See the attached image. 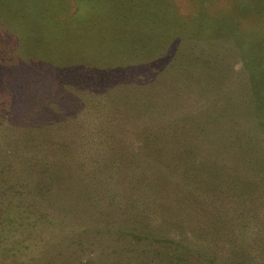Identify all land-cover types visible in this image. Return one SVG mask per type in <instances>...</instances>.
<instances>
[{
	"label": "rangeland",
	"instance_id": "rangeland-1",
	"mask_svg": "<svg viewBox=\"0 0 264 264\" xmlns=\"http://www.w3.org/2000/svg\"><path fill=\"white\" fill-rule=\"evenodd\" d=\"M83 1L86 13L71 18L58 16L61 8L57 7L56 0H0V35L11 41L0 42V54L6 51L8 55L7 63L0 64V165L9 163L19 169L26 159L33 162L30 155L40 154L41 161L27 175L32 180L28 188L42 191L45 196L39 194L42 205L54 204L63 209L45 217L16 216V224L5 225V202H1L0 196V264H146L149 257L145 253L151 251L153 245L138 238L132 230L133 226H138L134 221L142 220L134 218L132 224H128L121 219L123 216L109 215L113 207L123 204L108 198L116 197L119 190H123L129 199L130 190L134 191L129 185L117 183L121 180L120 168L98 167L111 183L110 189L105 191L95 190L101 186L95 188L87 181L81 183L69 177L54 184L42 174L43 165L48 164L45 161L64 154L45 143L50 140L68 143L67 157L88 166L103 158L97 146L106 144L105 141L128 145L132 152L127 155L144 156L137 155L136 140H130L125 132L112 129L104 133L111 127L105 125L110 111L102 108L109 94L113 95L115 103H123L134 100L130 97L132 91H143L141 98L148 91H165L167 86L178 84L183 91H199L205 86L200 78L203 71L198 70L202 65L189 63L197 57L205 66L216 65L213 91H222V95L229 91L238 108L255 112L258 120L264 122V0H219L214 8H206V12L200 9L209 16L218 12L221 25L225 16L234 39L183 37L159 50L160 44L170 40L174 22L175 33L183 35H188L191 24H200L199 16L194 17V21L190 19L199 10L194 9L193 0H174L179 16L174 15L175 9L168 0ZM9 26L17 34L8 33L5 28ZM37 55L49 60L34 62L30 59ZM187 58V68L183 69ZM78 62L86 64L69 67L60 64ZM220 64L222 73L226 74L221 78L216 74ZM248 120L251 122L250 118ZM31 141H40L46 144L45 148L36 153L25 152L19 142ZM78 142H84V148H73ZM200 156H205L209 162L204 152ZM148 171L153 173V168ZM70 172L75 175L77 170ZM84 173L75 176L78 178ZM3 188L0 183V190ZM63 191L68 195L66 199L62 198ZM95 192L98 193L93 195ZM141 200L145 202L141 211L147 226L152 227L154 220V224L166 227L165 236L174 240L182 233L188 239L198 233L195 225L190 226L192 230L184 228V223L169 214L158 216L153 203L145 197ZM150 201L153 202L152 194ZM22 204L25 206V202ZM166 208L164 205L159 209ZM122 221L130 234L126 239L116 233ZM110 231L117 235H108ZM155 246L165 257L187 256L169 243L158 242ZM221 253L218 250L215 255L222 260L233 258L227 251ZM198 260L199 256L188 255V264ZM200 262L206 264L203 260Z\"/></svg>",
	"mask_w": 264,
	"mask_h": 264
},
{
	"label": "trees",
	"instance_id": "trees-1",
	"mask_svg": "<svg viewBox=\"0 0 264 264\" xmlns=\"http://www.w3.org/2000/svg\"><path fill=\"white\" fill-rule=\"evenodd\" d=\"M193 1L194 9L198 7L199 10L197 12L194 10L190 19L194 21V17L199 16L200 24H191L188 35H183L175 33L174 22L171 25L173 34L170 40L160 44L157 50L168 42L183 37L190 40H198V38L214 40L223 36L235 38L228 30L225 16L222 17L223 25H221L218 12L212 16L205 13L206 8H214L219 0ZM56 2L57 7L61 8L58 13L60 17L74 18L87 11L86 2L83 0H56ZM74 2L76 5L72 6ZM168 2L175 9L174 15L179 16L174 0ZM200 9H205L204 14ZM5 29L8 33L17 34L10 26ZM240 31L238 30V33ZM0 38L2 43L11 42L7 36L0 35ZM17 44L21 45L20 42ZM7 59L6 51L0 54V64L7 63ZM30 59L34 62L49 60L41 59V55ZM188 61L189 58L185 60L183 69L187 68ZM198 62L202 65V69L198 70L203 71L201 72L203 76L200 78H203L205 83L199 91H183L182 86L178 84L167 86L165 91H148L144 94V98H141L143 91H132L130 97H134V100L123 103H115L112 94L107 96L106 101L102 99V108L110 111L109 122L105 125L111 126L104 133L112 129L125 132L130 140H136L137 155L144 156L127 155V152H132L129 151L128 145L127 147L121 143L113 145L112 142L105 141L106 144L97 146V149L102 151L103 158L94 160L88 166L79 163L73 157H67L68 143L50 140L45 143H49L48 146L52 150L64 154L45 161L48 164L43 165L42 174H45L47 181L54 184H60L69 177V180L75 178L81 183L87 181L95 188L101 186L95 190L105 191L110 189L111 183L98 167L106 165L120 168L121 180L113 177L112 179L117 180L120 185H129L128 188L134 191L130 190L129 199L123 190H119L120 193L115 195L116 197L108 198L112 202L119 201L123 204L119 207L122 209L120 212L117 211L119 208L113 207L114 211L113 213L110 211L109 215L123 216L121 219L128 224H132L134 218L142 220L134 221L138 226H133L132 230L136 232L138 238L145 239L148 244L153 245L151 251L145 253L146 257H149L146 264H188V255L191 253L199 256V259L206 264H258V262L264 264V122L258 120V114L255 112L238 108L229 91H224L223 95L222 91H213L215 85H213V78L215 79L213 73L216 65L211 63V66H205L203 60L197 57L189 63L198 64ZM60 64L69 67L86 63ZM217 67L216 74L220 76L219 78L226 76L222 73L221 64ZM208 84L211 85L206 87ZM184 85L188 88L186 83ZM120 104L124 107L119 108ZM249 118L251 122L246 121ZM19 144L25 152L33 150L35 153L36 150L40 152L46 145L40 141L19 142ZM77 147L79 150L84 148V142L74 144L73 148ZM203 152L209 162L205 156H200ZM38 156L40 154L30 155V160L33 162H28L26 159L19 169L12 168L9 163L0 165V183L4 185L0 190V196H2L1 202H5L3 207L5 225L16 224V216L45 217L54 212L56 214L63 212L62 208L54 204L42 205L39 195L45 197L42 191H31L28 188L30 186L28 182L32 180L27 175L41 161ZM150 168H153V173L148 171ZM72 169L77 170V175L82 174L83 171L86 173L76 178V174L70 172ZM151 194L153 202L150 201ZM61 195L65 199L68 196L64 191ZM49 196L47 194L48 199ZM144 197L153 203V209L158 216L162 213L169 214L184 223V228L195 225L198 233L194 235L191 233L190 239L182 233L179 239L174 240L166 237V227L154 224V220L152 227L147 226L143 223L145 217L141 211V206L145 203L141 199ZM24 202L25 206L22 204ZM164 205L168 210L159 209L164 208ZM123 221L116 233L126 239L130 234L123 227ZM114 232L110 231L108 235H117ZM181 240H185V243ZM158 242L169 243L175 250L187 256L179 259L165 257L156 249L155 245ZM218 250L220 253L227 251L233 258L219 259L215 255ZM256 251L259 254H255ZM200 260L194 264H204L199 263Z\"/></svg>",
	"mask_w": 264,
	"mask_h": 264
}]
</instances>
